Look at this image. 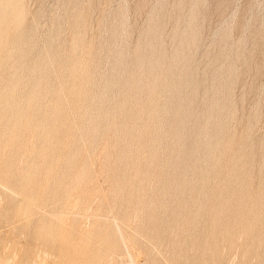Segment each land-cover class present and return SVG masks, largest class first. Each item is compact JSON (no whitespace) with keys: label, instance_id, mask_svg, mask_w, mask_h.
I'll return each mask as SVG.
<instances>
[{"label":"rangeland","instance_id":"obj_1","mask_svg":"<svg viewBox=\"0 0 264 264\" xmlns=\"http://www.w3.org/2000/svg\"><path fill=\"white\" fill-rule=\"evenodd\" d=\"M20 2L21 20L7 42L16 47L0 66V95L14 86L12 106L0 115V145L19 109L25 122L38 69L50 62L51 73L39 87L45 95L30 103L36 119L0 153V258L264 264V0ZM152 30L151 58L160 60L151 65L140 59ZM117 50L122 65L110 82ZM178 69L192 85L180 92L190 105L177 142L169 125ZM133 85L140 86L134 94ZM57 96L49 142L46 116ZM122 101L127 117L117 114ZM211 116L223 124L210 125L212 157L202 163L206 144L197 131ZM22 207L28 211L15 215Z\"/></svg>","mask_w":264,"mask_h":264},{"label":"bare ground","instance_id":"obj_2","mask_svg":"<svg viewBox=\"0 0 264 264\" xmlns=\"http://www.w3.org/2000/svg\"><path fill=\"white\" fill-rule=\"evenodd\" d=\"M21 14H22V11H21V2H20V0H9V1H6V0H0V66H2L3 65V63H4V59L5 58H9V57H11V54L12 53H10V50L11 49H13L14 48V46L15 45H13L12 47L13 48H11L10 50H9V48L11 47H8L7 48V42L9 43V41H10V39L12 38V37H10V35H11V33H15V30H17L16 28H17V26H18V24H19V22H20V20H21ZM192 24L190 23V26H191ZM147 36V40H146V44H145V54L144 55H140L141 56V59H140V61H141V63H143V61L146 59L147 61V63H149V61H150V59H152L151 58V53H154V52H151V50H153L154 48H152V46H151V43L149 42V39L150 38H154L155 37V35H156V31L155 30H152V31H150V33H147L146 34ZM191 36H192V34L191 33H189L187 36H185L184 38H183V40H182V43H181V45H180V47H182L183 45H185V43L191 38ZM10 38V39H9ZM8 39H9V41H8ZM27 39V38H26ZM13 40V39H12ZM76 40V39H75ZM14 42V41H13ZM11 43V42H10ZM9 43V44H10ZM74 43V42H73ZM12 44V43H11ZM16 47V46H15ZM9 50H7V49ZM73 50L74 49H76V47H75V45H73ZM78 48V47H77ZM80 50V49H79ZM179 50V49H178ZM76 51V50H75ZM154 51V50H153ZM3 52V53H2ZM13 52V51H12ZM77 52V51H76ZM157 52V51H156ZM179 52V51H178ZM178 52L177 53H175V56H174V58H173V63L175 64V61L177 62V58H178ZM184 52V51H183ZM158 55H159V53H157ZM156 54V55H157ZM148 55V56H147ZM154 57H155V55H153ZM152 56V57H153ZM179 56H180V54H179ZM154 57H153V59L152 60H154ZM157 57V56H156ZM156 57H155V59H156ZM159 57H157V59H158ZM122 60H123V56H122V52L120 51V50H117V51H115V53H114V57H113V59H112V63H111V66H110V82L111 81H115V80H117L116 79V77L117 78H119V75L118 74H120L119 72H120V67H121V63H122ZM151 60V61H152ZM158 60H160V58L158 59ZM157 61V60H156ZM156 61L154 62L155 64H157L156 63ZM157 62H159V61H157ZM44 63H46V62H44ZM50 63V62H49ZM49 63L47 62L45 65H42V67L40 68V69H38V71H37V75H36V82H35V84H34V90L32 91V94L25 100L26 101V104H25V113H26V119H24V121L25 122H21L23 119H22V117H23V111H21L20 109V112H19V110L18 111H16V115L18 116L16 119H13V120H11V122L10 121H8V123L6 124L5 123V125H4V127H7L3 132L5 133V134H2V136H1V140H2V143L3 144H1L0 145V153L1 154H3V152L5 153V151H3L4 150V148H6V146H8V145H12V144H14L15 143V141L17 140V138H19L18 136H17V134H19L20 133V130H22L23 131V128H25V127H27L28 125H30L32 122H33V120H34V115H32L31 113H30V108H32V107H34V104H30L31 102H34V101H38L42 96H44V95H42L41 96V93H43V92H40V89H39V87L42 85V84H45V83H42V82H46V80L50 77V70H49V66H47V65H49ZM53 63V62H52ZM145 63V62H144ZM154 63H153V65H154ZM60 64V63H59ZM58 64V67L60 68V65ZM149 64H151V62L149 63ZM61 65H63L62 64V62H61ZM65 65V64H64ZM69 65V64H68ZM152 65V64H151ZM66 66V65H65ZM141 66H142V64H141ZM156 66V65H155ZM66 67H69V66H66ZM64 68V66H63V68L65 69V70H67V69H69V68ZM72 67V68H71ZM71 71H74V67L75 66H73V65H71ZM77 67V66H76ZM57 68V67H56ZM62 68V69H63ZM151 68H153V66L151 67ZM175 69H176V67H174ZM73 69V70H72ZM75 69H77V68H75ZM122 69V68H121ZM36 70V69H35ZM59 70H61V69H59ZM180 69H178V73H177V76H176V79H175V81H176V83H175V93H177V96H176V105H175V107H173V109H172V112H171V115H172V117H171V121H170V125H169V128L171 129V131H169V133L171 132V139L173 140L174 138H176L177 139V142L179 141V133H180V131H182V129H181V127H182V125H181V123H182V119H184L186 116V113H188V112H184L185 110L184 109H186V110H188L187 108L189 107V105L190 104H188L187 103V101L185 100V98L184 97H181L180 96V92L182 91V87L185 85V86H187V85H192V82L191 81H187L186 82V79L185 80H183L182 79V76H183V73L182 72H180L179 71ZM64 71V70H63ZM78 71V70H77ZM76 71V72H77ZM68 72V71H67ZM75 72V71H74ZM74 72H71L72 73V75L70 76L71 78H73L72 76H75V74H74ZM69 74H70V72H68ZM67 73V75L66 76H69V74ZM62 74V73H61ZM74 74V75H73ZM65 76V77H66ZM157 76V75H156ZM186 76V75H185ZM160 77V76H159ZM175 77V76H174ZM61 78V77H60ZM154 78V77H153ZM63 79V78H62ZM115 79V80H114ZM67 80V79H66ZM72 80V79H71ZM76 80V79H75ZM120 80V79H119ZM174 79H172V81H173ZM72 81H74V80H72ZM92 81V80H91ZM171 81V82H172ZM48 82V81H47ZM76 82V81H75ZM109 82V83H110ZM189 82V83H188ZM14 83V82H13ZM42 83V84H41ZM91 83V82H90ZM133 83V82H132ZM138 82H136V84H137ZM33 84V83H32ZM134 84V83H133ZM173 84H174V81H173ZM172 84V85H173ZM16 85V84H15ZM130 85H131V83H130ZM130 85H129V87H130ZM138 85V84H137ZM150 85V84H149ZM6 86V85H5ZM75 86V85H74ZM134 86V85H133ZM151 86V85H150ZM174 86V85H173ZM16 87V86H15ZM42 87V86H41ZM128 87V88H129ZM140 87V86H139ZM139 87H133L132 88V86H131V88L132 89H134V90H132V89H128L129 91L130 90H132L131 92L133 93L134 91H136L135 89L136 88H139ZM156 87V86H155ZM144 88V87H143ZM154 88V87H153ZM42 89V88H41ZM147 89H148V87H147ZM173 89H174V87H173ZM13 90H14V86L13 85H9L8 87H7V89L5 90V91H3L4 92V94L3 95H0V96H2V97H4L6 100L5 101H3V102H0V115L1 114H4L5 112H6V110H7V108L9 107L8 105H10V107L12 106V103H10V102H13V101H9V99L11 98V94H12V92H13ZM143 90V89H142ZM55 92V91H54ZM63 92V91H62ZM137 92V91H136ZM140 92V91H139ZM31 93V92H30ZM44 93H45V91H44ZM67 93V92H66ZM135 93V92H134ZM133 93V94H134ZM157 93V92H156ZM69 94H70V92H69ZM73 94H74V96H73ZM72 94V98L71 99H73L75 96H76V98L78 97V95H75V93H73ZM148 94V93H147ZM224 94V93H223ZM71 95V94H70ZM154 95V94H153ZM61 96V95H60ZM85 95H83L82 97H84ZM103 96H104V94H103ZM157 96V95H156ZM148 97V96H147ZM151 97V96H150ZM75 99V98H74ZM80 99V98H79ZM10 100H12V98L10 99ZM61 99L57 96V98L55 99V101L54 102H52L53 103V107H54V109L52 110V111H50L49 112V114L50 115H48L47 114V119H46V122L47 121H49L48 123H46V126L47 125H50V129H49V131H48V133L46 134V136H45V139H49V142L51 141V139H53L54 137H56V133H54V132H52V129H53V124L51 123V122H54V121H52V119H51V115L55 112L54 110L56 109V107H57V109H59L58 107H60V105H61V101H60ZM190 100V99H189ZM8 101H9V103L10 104H8ZM76 101V100H75ZM120 101V100H119ZM225 101V100H224ZM81 102V101H80ZM116 102V101H115ZM119 103V102H118ZM124 102L122 101V102H120V105L118 106L119 107V109H120V112L119 113H117V114H119V115H121L122 114V116H124V117H127L128 116V114L129 113H127V111L124 109ZM32 105V106H31ZM36 105V104H35ZM188 106V107H187ZM229 106V105H228ZM9 107V108H10ZM39 107V106H38ZM51 107V106H50ZM52 107V108H53ZM186 107V108H185ZM77 108V107H76ZM39 109V108H38ZM118 110V109H117ZM189 110H190V108H189ZM5 111V112H4ZM34 111V110H33ZM36 111V110H35ZM34 111V112H35ZM37 111H39V110H37ZM36 111V112H37ZM158 111H164V112H166L167 111V108H166V106L164 105V106H161L160 107V109H158ZM4 112V113H3ZM32 112V111H31ZM44 112H47L48 113V110L46 111H44ZM140 112V111H139ZM183 112L185 113L184 114V116H183ZM33 113V112H32ZM85 113V112H84ZM99 113V112H98ZM138 113V112H137ZM6 114V113H5ZM4 114V115H5ZM45 114V113H44ZM99 114H101L103 117H107L108 116V112H107V110H105V109H102L101 110V113H99ZM98 114V115H99ZM127 114V115H126ZM150 114H152V113H150ZM157 114V113H156ZM208 114V113H207ZM4 115H3V117H4ZM84 115H86V113L84 114ZM119 115H118V117H119ZM36 116V115H35ZM152 116V115H151ZM2 117V118H3ZM37 117V116H36ZM43 117H44V115H43ZM43 117H42V119H43ZM45 117V118H46ZM57 117V116H56ZM114 117V116H113ZM208 117V116H207ZM206 117V118H207ZM44 118V119H45ZM55 118V117H54ZM119 118H121V117H119ZM214 118V117H213ZM213 118H212V116L209 118V120H208V122L202 127V129H201V131H197V133H199V134H201V135H199V136H201V138H202V140L204 141V145H205V148H204V150H203V154H202V157H201V159H202V163L203 162H206V161H210V159H211V157L212 156H210V154L212 155V151H211V147H212V144H214V143H212V144H210L209 142H208V144L206 143L207 142V140L208 141H210V138L208 137V133H210L209 132V128L211 127L210 125H212V127L214 128V129H220L221 128V124H223V123H220V121H218L216 118V120L214 119V121H213ZM36 119V118H35ZM43 119V120H44ZM6 120V119H5ZM212 120V121H211ZM35 122V121H34ZM142 122V121H141ZM127 123V122H126ZM215 125H213V124ZM32 125V124H31ZM118 126V125H117ZM21 127H23V128H21ZM55 127V126H54ZM100 126H97V128H99ZM129 127V126H128ZM223 127V126H222ZM95 128H96V126H95ZM124 128H127V127H123V130H124ZM132 128V127H131ZM4 129V128H3ZM181 129V130H180ZM223 130H225V127H223L222 128ZM24 130H26V129H24ZM46 130V129H45ZM54 130H56V127H55V129ZM98 130V129H97ZM146 130V129H145ZM180 130V131H179ZM212 130V129H211ZM210 130V131H211ZM217 130V131H218ZM221 130V129H220ZM1 131V130H0ZM27 131V130H26ZM89 131H91V129L89 130ZM100 132H101V130H99ZM141 131V130H140ZM19 132V133H18ZM25 132V131H24ZM115 132V131H114ZM132 132V131H131ZM212 132V131H211ZM90 133V132H89ZM97 133H99V132H97ZM96 133V134H97ZM214 133V132H213ZM94 134V133H93ZM219 133H214V139L215 140H217V138H218V141H220L219 139H220V137H218L219 135H218ZM91 135V134H90ZM108 135V134H107ZM212 135V136H211ZM92 136V135H91ZM209 136H211V138L213 137V134H210ZM93 137H95L96 138V136H93ZM132 137V136H131ZM135 137V136H134ZM90 138V137H89ZM92 138V137H91ZM95 138H93V141H94V139ZM117 140V139H116ZM212 140V139H211ZM213 141V140H212ZM47 142V141H46ZM92 142V141H91ZM95 142V141H94ZM172 142V141H171ZM116 143V142H115ZM104 144V143H103ZM102 144V145H103ZM171 144H174V143H171ZM210 144V145H209ZM215 144H216V146H217V143L215 142ZM220 144V143H219ZM105 146V145H104ZM213 146H215V145H213ZM224 147V146H223ZM103 148V147H102ZM101 149V148H100ZM127 149V148H126ZM103 150V149H102ZM106 150V149H105ZM101 151V150H100ZM56 152V151H55ZM91 152V151H90ZM102 152V151H101ZM44 153H45V151L43 150L40 154H39V158L38 159H42V158H44ZM58 153V152H57ZM53 154V153H52ZM209 154V155H208ZM58 155H61V154H58ZM104 155V154H103ZM106 155V154H105ZM135 155V154H134ZM0 156H2V155H0ZM53 157H54V155H53ZM70 157V156H69ZM1 158V157H0ZM55 158H57L56 156H55ZM58 158H59V156H58ZM58 158H57V160H58ZM2 159V158H1ZM41 161H43V160H41ZM55 161H56V159H55ZM68 161V160H67ZM89 162V161H88ZM189 162V161H188ZM39 165V164H38ZM83 166V165H82ZM39 167V166H38ZM47 169H49V168H47ZM81 171L83 172L84 171V168H81ZM80 171V172H81ZM79 173V172H78ZM87 173V172H86ZM111 173V172H110ZM7 173L6 172H4L2 175H6ZM116 174V173H115ZM81 175H83V173L81 174ZM46 178V177H45ZM44 179V178H43ZM74 179V178H73ZM75 179H77V176H76V178ZM117 180V179H116ZM43 181V180H42ZM47 182V181H46ZM45 182V183H46ZM43 183V182H42ZM42 183H41V185H42ZM146 183V182H145ZM43 186V185H42ZM76 186V185H75ZM112 188V187H111ZM115 188V187H114ZM27 191V190H26ZM28 193V192H27ZM25 200H27V199H25ZM25 202V201H24ZM27 202V201H26ZM28 204V203H27ZM29 205H31V203H29ZM24 207H22V211H18L17 209V213L15 214V215H19L20 213L22 214V213H26L28 210V207H25V209H23ZM35 212V211H34ZM46 214V213H45ZM24 215H26V214H24ZM22 218V217H21ZM60 220H61V218H60ZM44 221V220H43ZM41 222V221H40ZM102 223V222H101ZM104 223V222H103ZM105 223H106V221H105ZM39 224V223H38ZM37 224V225H38ZM42 224V223H41ZM36 225V224H35ZM49 225V224H48ZM29 226V225H28ZM45 227H46V224L44 225ZM56 226V225H55ZM40 228H41V225H40ZM44 228V227H43ZM56 228V227H55ZM45 230H48L47 228H44ZM44 229H42V230H44ZM45 230L44 231H42V232H44L45 233ZM35 231V230H34ZM47 233H49L48 231H47ZM42 235V234H41ZM46 236V234H44V237ZM51 236V235H50ZM53 236V235H52ZM46 238V237H45ZM52 238H54V236L53 237H51V240H53ZM56 238V237H55ZM48 239V238H47ZM49 239H50V237H49ZM43 240V239H42ZM67 240V239H66ZM47 241V240H46ZM50 241V240H49ZM68 241V240H67ZM11 242V241H10ZM54 242V241H53ZM50 243H51V241H50ZM20 244V243H19ZM68 247V246H67ZM60 248V247H59ZM64 248V247H63ZM4 249V248H3ZM6 249V248H5ZM19 249V248H18ZM39 250V249H38ZM38 253V252H37ZM58 253H60L61 254V250L59 249V251H58ZM43 254H44V252H43ZM91 254V253H90ZM16 256V254L14 253V254H12V255H10V256ZM45 255V254H44ZM69 255V254H68ZM37 256V255H36ZM47 256V255H46ZM43 257H45V256H43ZM38 258V257H37ZM58 258H59V255H58ZM65 258V257H64ZM19 259V258H18ZM53 259V258H52ZM12 260H14V258L12 259L11 257H3V258H0V264H12L13 262H12ZM41 260V259H40ZM67 260H70V259H67ZM67 260L65 261L66 263H68L67 262ZM74 260V259H73ZM82 260H84V259H82ZM82 260H81V262H82ZM34 261V260H33ZM33 261H31V263L33 262ZM35 261H36V259H35ZM23 262V261H22ZM26 262H27V260H26ZM40 262V261H39ZM39 262H38V264H39ZM41 262H43V259L41 260ZM72 262V261H71ZM80 262V263H81ZM24 263H25V261H24ZM29 263V262H28ZM30 263V264H31ZM35 263V262H34ZM52 263V262H51ZM74 263V262H73ZM83 263V262H82ZM19 264V263H18ZM23 264V263H22ZM42 264V263H41ZM53 264V263H52ZM70 264H72V263H70ZM78 264V263H77ZM84 264H85V262H84ZM93 264V263H92ZM108 264V263H107Z\"/></svg>","mask_w":264,"mask_h":264}]
</instances>
